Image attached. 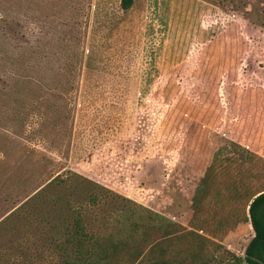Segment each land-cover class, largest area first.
I'll return each mask as SVG.
<instances>
[{"label": "rangeland", "instance_id": "obj_1", "mask_svg": "<svg viewBox=\"0 0 264 264\" xmlns=\"http://www.w3.org/2000/svg\"><path fill=\"white\" fill-rule=\"evenodd\" d=\"M66 170L218 241L208 264L244 257L264 0H0V264H60L26 199ZM120 202L87 207V230Z\"/></svg>", "mask_w": 264, "mask_h": 264}, {"label": "trees", "instance_id": "obj_2", "mask_svg": "<svg viewBox=\"0 0 264 264\" xmlns=\"http://www.w3.org/2000/svg\"><path fill=\"white\" fill-rule=\"evenodd\" d=\"M131 2L120 0L124 9ZM200 128L192 137H198ZM111 196L120 199L116 205L120 210L91 218L101 221L103 232L87 230V207ZM26 202L37 213H45V232L56 234L53 248L60 264H136L141 259L149 264H208L221 248L218 241L69 170L47 179ZM246 205L245 220L253 235L244 257L229 252L232 261L224 264H264V190L249 195Z\"/></svg>", "mask_w": 264, "mask_h": 264}]
</instances>
